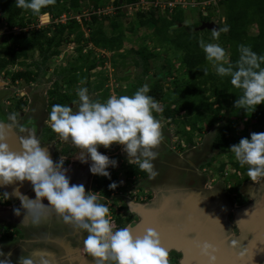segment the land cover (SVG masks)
Masks as SVG:
<instances>
[{
    "label": "rangeland",
    "instance_id": "374dc122",
    "mask_svg": "<svg viewBox=\"0 0 264 264\" xmlns=\"http://www.w3.org/2000/svg\"><path fill=\"white\" fill-rule=\"evenodd\" d=\"M124 1L125 0H123V3L121 4V8L114 4L115 0H104L102 2L104 4V6L102 5V8L109 7L111 10L113 8L115 9V11H111L110 14L104 16L105 18H110V20L111 18H114L118 13L119 8L123 9L127 14L123 20L126 23V28L128 29L130 27V31L126 32L124 37L125 46L120 51H110L92 45L90 37L93 29H95V27H93L90 23L92 21V17L96 16L101 20L104 18L99 15L100 13H98V15H93L98 9L95 8V2L92 0H86L83 2L78 11H69L70 0H63L60 6L54 7L56 15L49 14V17L46 18L45 21L39 17L38 22L24 28L23 32L31 36L32 32L35 30L50 28V30L47 31V37H54L56 33L55 29L58 28V26H65L70 21L76 19L75 21L80 25L78 33L81 32L84 35L80 43L75 42L78 33L71 37L66 35L61 46H54L47 53V63L40 68H37L36 66V64L40 65L42 61L41 54L38 49L30 51L27 59H21L16 65H10L6 68L0 67V96L4 97L1 100L2 105L9 111L8 113H13L16 110L17 104L22 99L26 103L22 113H25V110L30 108L31 103H40L45 106L49 104V113L54 104L68 105L76 111L78 110L77 90L81 87H86L88 89L89 95L93 100H99L101 102H105L112 95L117 97L122 95L131 96L145 84L149 86L150 90L157 84V82H160L165 92H175L179 89L181 93H177L178 95L175 94L173 98H178L182 94V98H180L185 101L186 104H189L190 108L182 102L179 103V105L187 106V109L185 108L183 111L179 112L176 116V123H174L171 119L166 118L163 114V108L169 106V103H164L163 101L159 102L162 111L154 113L156 118L159 119L163 125L162 132L164 140L162 141V144H166L168 146L167 150L168 152L170 151L173 156L174 154H181V157H183V155L187 154L189 151L195 152L199 149L202 152L201 154L203 155L204 164L202 163L199 165L198 174L201 175V178L206 180V187L212 189L213 191L220 190V193L223 194L227 193V198L234 205V209L243 208L246 206L248 201L251 203V199L244 191V186L253 184V181L250 179L249 181L244 182V174L242 171L243 167H238L240 165L235 160L234 154L229 149L225 152H221L216 149L214 143L217 136L223 133L227 126H229L231 131L233 130L231 134L232 137L235 135L238 136V141L241 138L250 139V135L253 132H264V124H262L261 121L256 120V117L262 116L264 111L262 108L259 109L258 107L254 112L251 110L245 111L243 109L234 108V114L231 117L230 112L233 106L231 105L229 107L227 103L224 102L222 110L218 115L219 121L215 126L210 127L207 120L209 117L213 116V113L206 111V117H198L197 111L202 104L201 101H203V98H210V102L214 104L213 109L217 110L219 108V104L216 102L217 96L213 95L215 91H213L212 88L215 84L220 85L223 81H221L220 78L212 81L206 80L205 82L208 84L207 88H210V90L204 94H202L201 90L198 91V89L202 86L205 87L204 85H200V83L202 84L203 82L202 80L205 79H202V76L205 75V70H207L206 75H210L209 72L211 73L212 79V75L219 77L213 65L206 60L204 66L202 65L204 69L201 67L199 71H195L194 74L188 73L186 71L187 65L183 63L184 55L182 53L176 51V49L171 45L161 46L156 42V35L154 34L153 28L140 26L139 13H147V11H142V5L134 3V5L131 4L127 6L124 5ZM138 1L141 2V0ZM145 1L149 2L148 0ZM210 2L211 3L208 5H199L200 7H191L187 5L186 9L183 10L185 18L182 26L185 29H189V27L193 26L190 32H196V36H199L200 40H203L206 43H218L220 37L218 40H214L212 32L195 31V29L200 26L201 21H203L202 16H208L210 14L209 8H212L215 12V14L211 17V20H216L217 24L225 25L226 15L224 8L219 5L220 0H212ZM64 8L68 9L67 13L62 10ZM57 14L62 15L56 17ZM29 15V13L25 14L26 20L30 18ZM63 15H67V19H61V16ZM167 15L169 18L171 17V14ZM34 20L36 19L34 18ZM0 22V58H3L5 57L7 48L6 44H4L5 39L3 38V35L20 34L22 33V28L17 26L8 28L6 17L2 11L0 13ZM107 22L108 21H106V23ZM131 29H133L132 32ZM5 31L6 34L4 33ZM255 32H257V26L252 27V33ZM222 47L227 50L230 59V50L224 46ZM79 48H83V51L80 52ZM142 49H146V53L152 52L156 56L154 58H150L147 63L149 68L148 73L144 72V64L146 60L141 54H138V52ZM55 51L59 52L58 55H53V52ZM121 54L125 57H121ZM88 60L92 63H98V67L95 70H92L89 74L90 78L83 80L84 83L80 84L68 86L64 84V75H60V73H67L66 75L71 74V69L87 64ZM21 62H26V65H22ZM174 66L177 71H174ZM23 70H29L31 72L37 71L40 74L38 75L36 73L35 77H32L28 84H25L26 82L13 83V74ZM167 75H169V77L165 79L164 77ZM54 82H57V85H55L56 90L53 89L54 85L52 83ZM101 82L104 86L102 88L95 89V87ZM194 90L195 92H193ZM222 91L224 90H221L220 88L217 92L220 93ZM230 91L233 94V90ZM105 92H107L108 95H105ZM230 100L232 101V98ZM74 101L77 103L74 104ZM175 107L176 106H172V108ZM19 117L20 115L17 117V121L19 120ZM188 121H197L198 128H202V130H192V128L187 125ZM185 130L188 134L184 133ZM189 137H191V142L188 140ZM40 142L45 146L54 145V162L58 161L60 157L65 159L64 167L68 170L71 168V175L73 176L72 182L75 180L77 183L83 184L86 190L88 187V190L97 192L98 196L99 193L103 192L98 185H100L107 177L93 175L90 172L88 173V177H90L88 184L92 179L94 180L92 185L89 184L86 186V181L83 183L84 181H82V179L84 178L87 166L84 165V163H80L79 159L80 157L85 156L86 152L75 146L71 140L67 142L62 141L59 135L52 130L48 121L45 122V128L42 137H40ZM234 143L238 144L239 142ZM111 148L115 147L111 146ZM109 149L110 148L105 149V151H108ZM117 153L118 155L115 157L117 166L110 167L108 171L111 172V175L118 176L120 180H122L123 184H121L118 189L119 193H115L116 195L114 196L111 194L109 196H105L103 193L100 195L101 202L107 204L110 208V220L114 230L129 226L127 222L128 220H123L120 217V213L122 211L124 214L128 212V209L126 208V197L122 195L123 191L130 190L129 196L133 200L132 202L139 204L149 203L143 195V192L146 190L151 192L149 186H146V183L149 181L143 182L139 178L134 182L130 180V182L129 179L126 178L127 174H125V171L128 170L130 172L133 170V166H128L127 156L122 151V146L117 147ZM246 168H248L247 165ZM81 176L82 178H80ZM260 180L261 177L255 182ZM179 181L180 178L177 182L179 183ZM177 182L174 186L178 184ZM1 201L2 195L0 192V248L5 251L13 246H18L17 244L27 245L25 242L29 244L30 241H33L30 234L25 237L22 235V239L19 238L22 233H25L27 228L29 229L34 225L30 219L26 223L22 224L26 210L21 208L20 216H17L14 213H8L9 211L6 210V207H11L12 212H14V208L21 207L20 201L12 200L10 202H6L5 204H1ZM132 215H134L133 219L135 220V223H138L140 218L135 214ZM229 222H233L234 225V213L233 217L230 215ZM115 224L117 225V228L114 227ZM120 224H122V226H120ZM7 228L9 230H16L12 240L4 238L6 234L5 230ZM84 235H87L86 231H84ZM84 238L85 236H83L79 242H81L80 251L83 252V259L86 262L85 264H95V259L92 256L88 253L84 254L86 253L83 245ZM44 251L49 253L48 250L44 249ZM172 253L169 255V258L175 257L176 259L174 261H170L169 264H179L177 259H180V257Z\"/></svg>",
    "mask_w": 264,
    "mask_h": 264
},
{
    "label": "clouds",
    "instance_id": "9594fccd",
    "mask_svg": "<svg viewBox=\"0 0 264 264\" xmlns=\"http://www.w3.org/2000/svg\"><path fill=\"white\" fill-rule=\"evenodd\" d=\"M55 3L56 0H15L16 7L31 10L42 19L49 15L42 9ZM228 31V27L213 28L212 37L218 40L221 33ZM199 46L216 73L221 77H231V85L242 90V95L234 103L235 108L254 112L264 104V67H261L264 55H258L250 45L241 44L238 46L239 59L233 64L227 50L219 43L200 40ZM204 74H207V70ZM149 91V86L145 84L131 96L112 95L101 102L93 100L88 89L81 87L77 90L78 110L74 111L68 105L54 104L48 122L62 141L71 140L86 152L79 159L81 163L91 161L89 170L93 175L111 179L108 169L116 167L117 161L101 153L99 148L108 149L117 144L122 146L130 165L138 166L149 179H154L158 175L153 164L158 153L154 149L162 143L164 136L163 125L154 115L162 109L159 102L148 95ZM8 112L6 114L11 123L0 122V185L31 183L35 199L20 193L18 188L13 190L21 206L13 209L14 214L20 216L21 208L26 210L22 224L29 219L33 224H39L51 209L64 223L87 232L83 245L95 259V264H169V252L154 229H146L141 236H134L128 227L113 229L107 204L101 202L97 192L86 190L83 184L71 183L68 169L64 167L65 159L60 157L58 161H53L50 152L37 138L35 128L31 131L23 126L19 128L21 133L27 132V135L19 137L21 151H13L7 140L8 132L16 126L17 115ZM229 150L241 167L248 166L247 175L253 182L264 177V132H253L250 139L241 138ZM108 187L114 190L118 184L112 182ZM3 194L9 198L8 193ZM45 198L49 202L47 206L42 202ZM231 243L234 248L238 245L237 240ZM196 247L202 256L209 259L210 264H215L217 248L214 245L197 242ZM245 253L246 248L239 253L240 257L243 258ZM3 255L0 251V256ZM35 255H22L18 264H37L33 258ZM49 257L50 254H38V264H52ZM0 264H10V261L2 260Z\"/></svg>",
    "mask_w": 264,
    "mask_h": 264
},
{
    "label": "trees",
    "instance_id": "16d2710c",
    "mask_svg": "<svg viewBox=\"0 0 264 264\" xmlns=\"http://www.w3.org/2000/svg\"><path fill=\"white\" fill-rule=\"evenodd\" d=\"M62 1L63 0H56L55 5L42 9V12H47L48 14L56 15L54 7L60 6ZM85 1L86 0H70L69 11H78L79 8L82 6V3ZM92 1L95 2L94 6L96 9H99L100 7L104 6V4L102 3L104 0ZM137 1L138 0H125L124 5L129 6L131 4L136 3ZM197 1L199 3H204L210 2L212 0ZM219 3V5L224 8V12L226 15L225 25L219 24V26L220 28L228 27L229 31L227 33L220 34V39L218 40V43L230 50L231 63L235 64L236 61L239 59L240 54L238 51V46L241 44L246 46L250 45L252 50L258 55H264V0H220ZM114 4L117 7H122V5L120 4V0H115ZM120 8L118 10L117 15L114 18H111V20L110 18L105 17L102 18L103 20L99 19L96 16L92 17V21L90 23L93 27H95V29H93L90 41L95 47L103 48L110 51H120L125 46L124 37L126 32L130 31V27L128 29L126 28V23L124 22L123 18H125L127 14L124 12L123 9ZM62 10L66 11V13L68 12L67 8H64ZM1 11L6 17L8 28L17 26L24 29L30 25H33L35 22H38L39 18L37 15H34L31 10H24L16 7L15 0H0V13ZM209 11L210 14L208 16H202L203 21H210L213 14H215L212 8H209ZM26 13L30 14V18L28 20L25 19ZM184 14L185 13L181 9L175 10V12L171 15L170 18L162 16L156 17L153 13H139V23L141 27H150L154 29V34L156 35V42L159 43L161 46L171 45L176 49V51L182 53L184 55L183 63L187 65L186 71L190 74H194L195 71H199L202 65L204 66L206 58L205 53L199 46V36H196V32H190L193 26L189 27V29H185L182 26L185 18ZM60 15L57 14L56 17ZM34 18L36 20H34ZM106 21L108 22L106 23ZM253 26H257V32L255 33H252ZM79 29L80 25L78 24V22L73 20L65 26H58V28L55 29L56 33L54 37H47V31H49L50 28L35 30L32 32V36L25 34L24 32L20 34L3 35V38L5 39L4 44H6L7 48L5 52V57L0 58V67L6 68L10 65H16L21 59H27L30 51L38 49L40 51L42 61L40 65L36 63L35 64L37 68H40L41 66L46 65L48 60L47 53L51 50V48L54 46H61L62 41H64V37L66 35L68 37H71L78 33ZM132 30L133 29H131V32ZM83 35L84 34L79 32L77 34L75 42L80 43L83 38ZM79 51L82 52L83 48H79ZM58 53V51H55L53 52V55H58ZM138 54H141L142 57L146 60L144 64V72L148 73L149 68L147 66V63L150 58H154L156 56L152 52L146 53V49L140 50ZM121 57L125 56L121 54ZM21 63L22 65H26V62ZM97 67V62L92 63L89 62V60L87 61V64H84L83 66L74 67L73 69H71V74L65 76L64 84L73 85L83 81V79H89V74L92 72V70H95ZM261 67H264V64H262ZM173 69L174 71H177L175 66ZM32 74L33 72L29 70L17 72L16 74H13L12 81L13 83H16V81L18 80L22 82L25 81L28 84L32 79ZM209 74L210 75L202 76V79H205L202 80L203 82L202 84L200 83V85H204L205 87H200L198 91L201 90L202 94L208 92L210 88H207L208 84L205 81H212L216 80L217 78H220L221 81H223V84H215L212 88L213 91H215L213 95L217 96L216 102L219 104V108L217 110L213 109L214 104L210 102V98H203V101H201L202 104L197 111V116L206 117V111H210V113L212 112L213 116L209 117L207 121L209 126L213 127L219 121L218 115L222 110V105L224 102L227 103L229 107L231 105L233 106L230 112V116H233V109L235 108L234 103L242 95V90L236 89L231 85V77L229 76L217 77L212 75V79L210 72ZM167 77H169V75L165 76L164 78L166 79ZM103 86L104 84L101 82L95 87V89L102 88ZM220 88L224 91L218 93L217 91H219ZM162 89L163 88L160 82H157V84L149 91L148 95L152 96L158 102L163 101L164 103H169V106L163 108V114L166 118L171 119L174 123H176V116L179 114V112L183 111V109H185L187 106L190 108V106L181 99L182 94L180 95L181 98H173L175 94L178 95L177 93H181L179 89L175 92H165L164 89ZM230 90H233V94ZM193 92H195V90ZM105 95H108V93L106 92ZM231 98L232 101L230 100ZM180 102L186 104L187 106L179 105ZM25 105L26 103L21 99L20 102L17 104L15 112L13 113H15L18 117L20 114H22ZM172 106L176 107L172 108ZM258 108H262V110L264 111V104L259 105ZM4 120V118L0 117V121ZM256 120L261 121V123L264 124V114H262V116L260 117H256ZM187 125L194 131L197 129L202 130V128H198L197 121H188ZM232 131L230 130L229 126H227V128L224 129V132L217 136V139L214 143L216 149L220 150L221 152H225L230 148L231 145L235 144L234 142L237 143L240 141V139L239 141L237 139L238 136L235 135L234 137H232ZM184 133L188 134L186 130L184 131ZM188 140L189 142H191V137H189ZM242 171L244 174L243 181H249L250 178L247 175L246 166L243 167ZM128 173L130 178L137 177L143 180L148 178L147 173L140 171L138 166H133V170H131L130 172L128 171ZM112 182H116L118 184V187L114 190L109 189L108 187L109 184ZM99 187L103 190V195L109 196L113 192L118 191V189L120 188V182L116 175H111V179L106 178L103 182H101ZM120 226H122V224H120ZM5 231L6 234L4 238L12 240L16 232L11 233V230L9 229H6Z\"/></svg>",
    "mask_w": 264,
    "mask_h": 264
},
{
    "label": "water",
    "instance_id": "95a60500",
    "mask_svg": "<svg viewBox=\"0 0 264 264\" xmlns=\"http://www.w3.org/2000/svg\"><path fill=\"white\" fill-rule=\"evenodd\" d=\"M122 3L123 0L120 1ZM213 28H220L216 20L202 21L195 31H211ZM19 137L15 127L8 132L7 143L13 151H21ZM43 146L53 159L51 146ZM178 187L174 186L162 195L158 191L157 197L150 203L129 204V210L140 218L138 223L128 226L134 236L143 235L148 228L154 229L169 254L177 252L182 255L181 264H210L209 259L200 254L197 242H208L217 248L215 264H264V192L254 196L252 202L243 208L234 209L232 202L220 190L180 186L181 192L175 193L179 191ZM17 188L28 197L34 194L31 183L27 181L0 185V190L8 193L10 200H19L13 195V190ZM232 213L235 222L239 220L237 225L241 236H235L230 231L229 217ZM232 240L238 241L237 247H232ZM245 248V256L241 258L239 253Z\"/></svg>",
    "mask_w": 264,
    "mask_h": 264
},
{
    "label": "flooded vegetation",
    "instance_id": "af4514ba",
    "mask_svg": "<svg viewBox=\"0 0 264 264\" xmlns=\"http://www.w3.org/2000/svg\"><path fill=\"white\" fill-rule=\"evenodd\" d=\"M36 73L38 75L40 74L37 71L33 72L32 75L33 78L35 77ZM66 74L67 73L65 74L60 73V75H64L63 79L65 78ZM80 83L81 82H78L77 84ZM52 84L54 85L53 89L56 90L55 85H57V82H54ZM0 98L2 100L4 97L0 96ZM49 106H50L49 104L45 106L44 104H40V103H36V104L31 103L30 108L25 110L24 114H20L19 120L16 122L15 129L16 132L19 134V136L27 135V132L21 133L19 131V128L21 126L25 127L29 131L35 128L36 130L35 134L37 138L40 140V137H42V134L44 132L45 122L48 121ZM3 107L4 106L2 105V101H0V114H1L0 117L4 118L5 119L4 121H9L11 123V121L8 119L9 116L6 114V111L8 110ZM112 146H114L115 148H110L108 151H105V148L101 146L100 151L101 153L109 156L111 159H115V157H117L118 155L117 147H119L120 145L114 144ZM51 149H52L53 161H54V149H55L54 145L51 146ZM167 149L168 146L162 143L156 149H154V151L158 153L157 158L153 161L154 170L158 173V175L154 179H149V177L147 178V181L149 182L146 183V186H149L151 192L147 190L143 192V195L146 197L149 203L157 197L158 191L160 195L170 192L172 187H174V185L176 184L179 178L180 181L179 183L177 182L178 184L176 185L179 186L178 187L179 191H175V193L177 192L180 193L181 192L180 189L182 187L186 189H191L194 187L203 186L205 188L204 190L213 191L212 189L206 187L207 186L206 180H204V178H201V175L198 174L199 165H201L202 163L204 164L203 155L201 154L202 152L199 149H197L195 152L189 151L187 154L183 155V157H181V154H174L173 156L172 153H170V151L168 152ZM90 164H91L90 160L88 163H84V165L87 166V170H85L84 178L82 179V181H84L83 183H85L86 181V186H88L89 184L92 185L94 180L92 179L91 182H89L88 184V180H90V177H88V173H90L88 167H90ZM129 165L130 164L128 163V166ZM71 173L72 171L70 168L67 172V175L69 176L71 183L81 184V183H77L75 180L72 182L73 176L71 175ZM125 174H127L126 178H128L130 181L131 179L128 176L129 175L128 170L125 171ZM80 178H82V176ZM117 178L120 182V185L123 184L121 183L122 180H120L118 176ZM244 187H245L244 191L246 195L249 196L252 202L254 196L258 195V193L260 195V193L264 192V177H261L260 181L253 182V184H249L247 186L245 185ZM0 192L2 195L1 204H5L6 202L12 201L9 198H7V196L4 195L1 190ZM101 193H99V196L101 195ZM115 193L117 194L119 192L115 191L111 195L114 196L116 195ZM129 193L130 190L129 191L124 190L123 194L121 193L126 197V208L128 209V212L124 214V212L122 211L120 213V217L123 220H128L127 222L128 225L130 226L136 223L135 220L133 219L134 218V215H132L133 213L129 211L128 208L129 203L133 201L129 196ZM224 195L227 197V193H225ZM29 198L35 199V193L32 194ZM42 202L46 206L49 203L46 198ZM248 204L249 201L248 203H246V205ZM231 216L233 217V213L231 214ZM234 222H235V216H234ZM114 227L117 228V225L115 224ZM230 227H231L230 231L235 236L242 235L236 222L234 223V225L233 222L232 223L230 222ZM15 232H16L15 229H11V233H15ZM28 234L32 236L33 241H30L29 244L26 243L27 245L19 244V246H13L12 248H9L8 250L5 251L0 248V251L4 253V255L0 256V258L4 260L5 257L8 256L9 253H11L10 260L8 261H10V264H18L19 258L22 255L29 256L32 254H37L33 256V258L34 260L37 261L38 264V254H45V255L50 254L49 258L52 260V264H85L86 263L85 260L83 259V252L80 251L81 242H79V240H81L83 236L86 237L87 235H84V231L79 230L70 224L64 223L62 219L58 217V215L55 213L54 210L49 209L46 218H42L39 224H34L31 228L29 229L27 228L24 234L23 233L21 235L19 234L20 235L19 238H21L22 235L25 237ZM44 249L48 250L49 253L48 252L46 253ZM84 254H87V252ZM172 254L178 255L180 259L182 258V255L180 253L173 252ZM11 259H13V261H11ZM175 259H176L175 257H170L169 262L174 261ZM180 259H177L179 264H181Z\"/></svg>",
    "mask_w": 264,
    "mask_h": 264
},
{
    "label": "built area",
    "instance_id": "2783aa9c",
    "mask_svg": "<svg viewBox=\"0 0 264 264\" xmlns=\"http://www.w3.org/2000/svg\"><path fill=\"white\" fill-rule=\"evenodd\" d=\"M137 5H142V11H147L145 14H155L156 17L162 16V17H167L169 16L167 14H173L175 10L181 9L185 10L187 5L191 7H200L199 5H208L211 2H204V3H199L197 0H157V1H149L146 2L145 0H141L136 2ZM135 3V4H136ZM134 5V4H133ZM98 11V12H97ZM97 11L94 12L93 15H99L101 17H104L108 14H110L111 11H115L113 8L105 7V8H99ZM144 13V12H142ZM61 19H67V15L61 16ZM76 20V19H75ZM137 177H132L131 181H136Z\"/></svg>",
    "mask_w": 264,
    "mask_h": 264
},
{
    "label": "crops",
    "instance_id": "0c3cea01",
    "mask_svg": "<svg viewBox=\"0 0 264 264\" xmlns=\"http://www.w3.org/2000/svg\"><path fill=\"white\" fill-rule=\"evenodd\" d=\"M175 12V11H174ZM93 45V44H92ZM6 210L7 211H9L8 213H14V212H12V208H9V207H6ZM6 214V213H5ZM8 217V216H7ZM10 218H12V217H10ZM25 243H27V242H25ZM18 246H19V244H18ZM4 260H10V256L8 255V256H6L5 257V259ZM0 261H2V258H0ZM11 261H13V259H11ZM14 262H15V260H14Z\"/></svg>",
    "mask_w": 264,
    "mask_h": 264
},
{
    "label": "bare ground",
    "instance_id": "6f19581e",
    "mask_svg": "<svg viewBox=\"0 0 264 264\" xmlns=\"http://www.w3.org/2000/svg\"><path fill=\"white\" fill-rule=\"evenodd\" d=\"M44 21H45V19H44Z\"/></svg>",
    "mask_w": 264,
    "mask_h": 264
}]
</instances>
